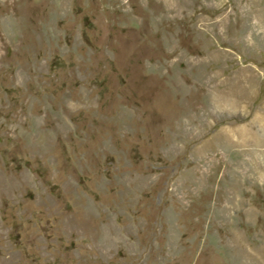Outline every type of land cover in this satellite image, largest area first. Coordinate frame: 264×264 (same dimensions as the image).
Wrapping results in <instances>:
<instances>
[{"label":"rangeland","instance_id":"1","mask_svg":"<svg viewBox=\"0 0 264 264\" xmlns=\"http://www.w3.org/2000/svg\"><path fill=\"white\" fill-rule=\"evenodd\" d=\"M0 264H264V0H0Z\"/></svg>","mask_w":264,"mask_h":264}]
</instances>
